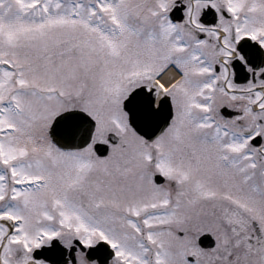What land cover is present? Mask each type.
Segmentation results:
<instances>
[{
  "label": "snow or ice",
  "instance_id": "1",
  "mask_svg": "<svg viewBox=\"0 0 264 264\" xmlns=\"http://www.w3.org/2000/svg\"><path fill=\"white\" fill-rule=\"evenodd\" d=\"M0 264H264V0H0Z\"/></svg>",
  "mask_w": 264,
  "mask_h": 264
}]
</instances>
